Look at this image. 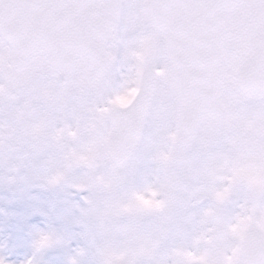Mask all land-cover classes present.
Instances as JSON below:
<instances>
[{
  "label": "rangeland",
  "instance_id": "1",
  "mask_svg": "<svg viewBox=\"0 0 264 264\" xmlns=\"http://www.w3.org/2000/svg\"><path fill=\"white\" fill-rule=\"evenodd\" d=\"M123 2L139 6L124 14L132 35L124 43H109L111 65L97 89L80 88L76 73L53 78L41 60L28 69L22 84L9 86L2 67L9 53L0 42V260L4 264H27L33 259L34 233L50 223L68 242L43 252L41 264H64L81 247H89L84 264H110L127 252L135 262L145 264H212L214 258L234 264L237 250L228 255L226 242L241 241L250 225L264 234V209L257 204L264 193V163L250 147L251 138L264 132V125L255 119H237L222 107L219 125L202 123L195 139L181 145L161 35L156 39V57L166 67L155 70L158 82L141 141L123 169L114 170L105 159L109 131L97 123V115L131 96L152 39L144 0ZM239 43L238 57L242 40ZM113 81L117 89L100 105L102 93ZM257 104L249 100L241 111L250 112ZM39 170L53 179L52 186L91 190L89 212L98 243L90 246L83 238L74 211L81 194L41 188L35 180ZM252 188L257 190L256 198ZM142 204L147 211L140 210ZM113 206L124 212L123 218L112 214ZM38 208L52 219L39 214ZM84 255L78 251L69 264Z\"/></svg>",
  "mask_w": 264,
  "mask_h": 264
},
{
  "label": "water",
  "instance_id": "2",
  "mask_svg": "<svg viewBox=\"0 0 264 264\" xmlns=\"http://www.w3.org/2000/svg\"><path fill=\"white\" fill-rule=\"evenodd\" d=\"M10 0H4V3H9ZM27 3L41 5L31 11L18 14L14 17L11 30L4 36L15 53V59L11 68L7 71L8 77L13 81L20 79L21 72L28 62L35 56H49V61L54 62L53 67H61L53 69L54 73L61 70L69 71L75 60L94 59L90 65L83 64L81 67V75L84 81L93 79L96 84L102 77L103 60L100 58L103 54V41L96 39L93 34L101 28L103 24L95 16L94 9L85 11L79 8H64L59 5H79V4H94L99 5L100 0H26ZM157 8H150V13L153 18L158 21L155 25L156 31H169L174 28L176 39L170 43L177 52L174 54V72L172 79L175 81L178 92V101L181 104L182 112L180 114V134L184 141L189 140L194 132L196 120L204 115L210 122H215L219 119L220 113L217 111V97L212 83V77L205 75L196 65L189 63L181 55L182 46L184 44L186 30L182 33L183 28L193 29L203 17L202 10L196 8L193 14L192 10L185 8L165 9L159 7L161 5H198L208 2V0H158ZM236 2V0H234ZM150 6L151 3H150ZM260 13L256 16V23L252 24L248 29L249 40L251 38L252 45L259 50L253 56V64L247 71L244 70L240 75L251 74L260 65L261 59H264V47H261L262 37L259 34V18ZM196 18V19H195ZM103 17L102 22L107 25L109 21ZM196 30V28H195ZM109 30L103 35L108 36ZM184 38H182V35ZM37 43V45L34 43ZM93 42L98 48L97 56L89 55V50L85 45ZM25 47L23 48L22 46ZM171 47V48H172ZM250 48V50H251ZM250 53V51H249ZM249 53L246 55L244 62L247 61ZM97 59L98 61H95ZM151 59L147 62L146 72L150 73L149 65ZM199 70V71H197ZM96 73V74H95ZM194 78L195 76H197ZM149 76V77H148ZM150 75L145 74L142 82L140 96L131 108L125 109L124 121L121 124L118 120L111 119L112 135L110 142L107 145V155L109 160L116 166H121L127 160L130 152L133 150L138 141L140 129L145 118V114L149 105L152 94V81ZM172 81V82H173ZM207 99H212L208 105ZM113 114L110 115V117ZM109 115L105 117L108 119ZM121 264H132L131 261L125 260Z\"/></svg>",
  "mask_w": 264,
  "mask_h": 264
},
{
  "label": "snow or ice",
  "instance_id": "3",
  "mask_svg": "<svg viewBox=\"0 0 264 264\" xmlns=\"http://www.w3.org/2000/svg\"><path fill=\"white\" fill-rule=\"evenodd\" d=\"M41 5L27 3L26 0H10L4 3L0 0V36H7L11 30L13 19L16 15L31 11ZM64 8H79L81 10H91L100 5L79 4V5H59ZM120 10V16L113 22L110 36L99 37L107 43L121 44L129 38L132 33L124 20V14L133 7H139L126 2H120L112 5ZM165 9L171 8H198L204 13L199 26L195 31L189 29L186 33L181 55L189 63L196 65L205 75L212 77V83L218 102L224 111L237 119H255L264 125V59H261L260 65L253 73L249 75H240L234 68L239 62L237 49L240 47V41L246 35L241 24V15L249 9L259 10V34L264 37V0H259L258 4L236 3L234 0H208L206 3L198 5H161ZM162 35L164 33L162 32ZM261 47H264L262 40ZM166 67V63L153 57L150 62L149 70H158ZM117 89V82L106 89L101 97L99 104L103 105L107 98H110L112 92ZM249 100L258 101L257 107L250 111H241V106ZM253 154L260 153L262 163H264V132L251 138L250 144ZM76 182V181H73ZM40 186V185H39ZM41 187V186H40ZM57 188L81 194V203L74 206V211L79 216V222L84 230V239L90 246L98 243L95 234V224L90 215L89 201L92 200V193L89 189L77 191L75 188L68 187L66 184L50 186L43 188L45 190H55ZM257 204L264 209V193L257 198ZM141 211H147L140 208ZM228 210V205H225ZM36 211L41 215H46L51 220V214L43 208ZM36 236L42 238H51L52 243L47 247H41L35 242ZM67 238L57 232L52 223L43 231L34 233L32 239L33 259L28 260L27 264H41L40 255L56 247H62L67 244ZM227 254L231 255V250L236 249V258L234 264H264V237H254L252 240L244 242L237 240H228L226 242ZM89 247H81L77 250L85 253L79 261H73L72 264H84L82 260L86 256ZM0 264H4L0 260ZM134 264H145L144 261H136ZM212 264H224L223 260L214 258Z\"/></svg>",
  "mask_w": 264,
  "mask_h": 264
},
{
  "label": "clouds",
  "instance_id": "4",
  "mask_svg": "<svg viewBox=\"0 0 264 264\" xmlns=\"http://www.w3.org/2000/svg\"><path fill=\"white\" fill-rule=\"evenodd\" d=\"M13 171H15V169H12ZM35 180L39 183V185L41 186V188H48L50 186H52L53 183V179L50 177H47L41 170H39L38 174L35 176ZM11 182V181H9ZM35 242L40 244L41 247H47L49 244L52 243L51 238H42L40 236H36L35 238ZM79 250H75L72 254L68 255L65 258L64 264H69V262L75 258V256L77 255Z\"/></svg>",
  "mask_w": 264,
  "mask_h": 264
}]
</instances>
